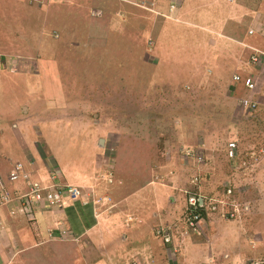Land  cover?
Segmentation results:
<instances>
[{"label": "rangeland", "instance_id": "374dc122", "mask_svg": "<svg viewBox=\"0 0 264 264\" xmlns=\"http://www.w3.org/2000/svg\"><path fill=\"white\" fill-rule=\"evenodd\" d=\"M112 1L116 4L110 3L113 7L104 14L97 0H51L48 13L24 0H0V54L5 59H32L35 72L17 83L13 95L18 103L31 98L29 114L36 129L30 133L47 136L61 162L72 166L87 157L85 169L97 170V179L95 173L91 175L93 182L112 188L114 203L121 189L141 188L117 206L141 215L148 209L146 220L163 202L154 201L152 187L163 188L166 210L171 209L168 197L179 192L184 170L188 184L193 172L201 175L197 186L201 193L216 195L225 183L233 184L240 200L251 204L249 214L238 220L219 216L209 220L200 246L213 253V264H260L264 259V107L252 115L244 112L239 99L264 104V70L248 62L254 50L246 47L242 53L235 40H245L257 17H264V0ZM255 34L261 37L260 32ZM223 43L230 48L225 50ZM235 67L251 73L260 89L247 91L241 82L232 88ZM0 74L10 81L14 75L4 66ZM14 113L19 115L18 109ZM100 138L109 152H118L117 157L104 156L115 170H106L99 158L101 150L91 147L96 139L99 146ZM230 141L237 145L234 160L226 157ZM188 146L195 153L201 151L202 159L186 156ZM92 149L97 155L91 154ZM0 178L4 185L10 184L7 177ZM147 181L153 185H145ZM185 204L186 195L177 204L178 222L167 220L166 226L185 231ZM142 223L135 219L130 226ZM146 230L150 238L158 239V246L168 244ZM193 234L184 236L190 239ZM87 237L48 247L35 241L20 252L16 249L9 264H127L125 248L140 251L145 246L143 237L129 239V244L119 238L115 256L108 253L109 244L99 253L97 238Z\"/></svg>", "mask_w": 264, "mask_h": 264}, {"label": "crops", "instance_id": "0c3cea01", "mask_svg": "<svg viewBox=\"0 0 264 264\" xmlns=\"http://www.w3.org/2000/svg\"><path fill=\"white\" fill-rule=\"evenodd\" d=\"M24 1L28 2L30 5L35 4L34 7L36 9L38 8L37 10L41 13L50 12L49 7L52 3L51 0H38V2L33 0ZM14 10L16 11L15 8ZM19 10L20 7L18 11ZM260 18L257 17L256 21L258 22ZM260 38L262 37H258L256 34H248L245 40H235V42L242 47L241 52H244L246 47L249 50L254 47L256 49L264 48V42H262ZM223 46L225 50L226 48H230L228 43H223ZM250 52L251 51H249V53ZM25 54L33 55L34 57L41 55V53ZM7 58L6 60L10 64L5 67V69L14 73V75H11L12 80L10 81L4 74H0V175L8 179V173L13 164L21 162L24 165V170L30 174L32 180L47 182L52 172H57L62 183L81 187L82 197L76 201L68 202V204L63 207L43 206L37 211L34 220H28L18 213L12 215L10 211L13 208H17V203H11L10 205L0 207V264L13 263V253L15 250L17 249L20 252L35 241L37 245L43 247L53 245L60 246L61 243L88 238L87 236L90 238L93 237V240L97 238L95 244H97V246L99 245L97 248L99 253L101 252L100 250H102L100 249L101 246L109 244L108 253L115 254V256L119 251L117 248L119 238L121 243L129 244V239L134 240V237H143L145 246L142 250L139 251L131 246L125 248V253H127L125 257L127 264H195L193 259H198L196 264H213L214 260L210 256L213 253H208L207 248L203 249L200 246V244H203L200 237L202 236L201 234L204 235L205 230L208 229L207 222H209V218L202 221L200 233L197 231L193 232L194 234L193 236L190 235V239L187 238L189 235L186 237L184 236L185 238L177 237L172 243H165L166 246L164 247L158 246V239L154 237L150 238L149 232L146 230L149 229L151 233L153 232L155 235L162 238L157 232L158 226H165L167 220L178 222L176 219L179 218L181 209L178 208L177 204L182 199L184 201V193L182 191L187 188L186 181L188 177L186 178V173L184 174L185 170L178 179V188L181 187L179 192L168 197L172 205L171 209L167 207V210L170 212L166 210L163 188L161 187V190L158 186L152 187L151 189L154 201L159 202L163 200V202H160L156 206V209L150 212V219L146 220L148 217V209H146L143 215L129 210L125 212L123 209L119 208L117 204L126 202L139 191H142V189L138 187L130 191L126 188L121 189L119 191L121 192L119 194V200L114 203L112 196L114 190L112 193V188L105 187L103 183L95 184L93 182L94 180L91 178V175L95 173L93 175H95L97 179V170L94 169L93 172L90 173L85 169L87 166L86 163L90 162L87 157L80 159L78 163L73 162L72 166L66 161L61 162L58 149H51L50 140L47 136L45 137V135L41 133L31 134L30 130L36 129V126L33 124L35 121L31 117L32 114H29L30 108L28 101L31 100V98H27L23 101L19 100L18 103L19 98L14 100L13 95L18 91V82L27 80V76L31 73L35 74L32 69V59H27L28 57ZM4 59L5 57L0 54V60ZM225 65L229 67L227 63H225ZM238 68L241 67H235L233 69V74L241 73ZM242 74L245 75V73ZM231 84L235 85L232 81ZM31 93L34 94V92ZM4 100H6V102L8 100L9 102L5 103ZM259 103L261 104L259 107L262 109L264 104L260 101ZM17 109L19 115L14 113ZM35 113H38V111ZM95 122H97V120H95ZM36 138H39V141H37ZM91 147L101 150L99 158L102 161V165L106 167V170H109V168L116 169L112 161H108L104 156H109V154H111L117 157V150L113 153L106 149L105 144L104 146H98L97 139ZM188 148L189 146L185 149ZM92 152H94V150L91 151V154ZM94 154L97 155L95 152ZM138 154L140 155L142 153L140 152ZM128 158L133 162L131 156H128ZM89 159L91 160V156H89ZM183 164L182 166L184 167ZM186 172L188 174V170ZM107 174L106 171V175ZM109 175L111 176L112 173L110 172ZM121 183L123 186L125 185L123 180ZM151 184L153 185L151 181L145 183V185ZM5 187L12 193L25 192L27 190L26 183L22 179L10 182V184L7 183ZM140 208L144 209L142 207ZM166 212L167 215H171V219L166 215ZM123 215L128 217L125 218ZM135 219H138L140 222L143 221L142 225L131 227L130 224ZM213 219H215V217L212 218L210 223L213 222ZM144 221L146 222L145 225ZM180 239L181 243H179ZM112 241H114L113 246L110 245ZM57 242L58 244H55ZM92 242L94 243V241ZM87 243L89 244L90 242L87 241Z\"/></svg>", "mask_w": 264, "mask_h": 264}, {"label": "built area", "instance_id": "2783aa9c", "mask_svg": "<svg viewBox=\"0 0 264 264\" xmlns=\"http://www.w3.org/2000/svg\"><path fill=\"white\" fill-rule=\"evenodd\" d=\"M38 1V0H33ZM123 1V0H121ZM126 1V0H125ZM134 3V1H133ZM171 9L175 8L172 2ZM142 6V5H141ZM101 15V13H97ZM261 33L262 40L264 41V17L260 18L256 27H250L248 34ZM254 51L248 56V62L264 70V48H252ZM10 63L6 59L0 60V67L9 66ZM235 83L241 82L247 90L255 88V79L250 75L241 77L239 74L233 76ZM240 105L246 109L247 112H253L257 109L258 103L248 98H241ZM186 156L193 157L194 159H202L203 155L195 153L192 149L184 151ZM237 145L235 141H230L227 146L226 155L228 159L234 160L237 156ZM22 179L27 186L25 192L12 193L2 183L0 178V207L17 203L16 209H11V214H20L28 220H34L37 211L43 206L63 207L70 201H76L82 197V188L76 185L64 184L60 181L57 172H52L47 182L42 180H32L30 174L24 170V165L21 162L13 164L8 173V181L15 182ZM197 177L191 183H197ZM225 191L221 196L201 195L196 192H191L185 189L186 204L184 209V232L177 231L173 226H160L157 230L158 234L162 236L164 243H172L177 237H184L185 234L190 232H201L202 221L204 219L211 220L214 217H220L230 220H238L250 212L251 204L248 201L240 200L237 193H234L235 187L231 183L224 184ZM105 199V198H104ZM106 200V199H105ZM181 234V235H180ZM181 241V240H180Z\"/></svg>", "mask_w": 264, "mask_h": 264}, {"label": "trees", "instance_id": "16d2710c", "mask_svg": "<svg viewBox=\"0 0 264 264\" xmlns=\"http://www.w3.org/2000/svg\"><path fill=\"white\" fill-rule=\"evenodd\" d=\"M98 2H100V3H102V5H100V10L102 11V13H104V12H108L107 11V8L109 9L110 7H113V5H115L116 4V2L115 1H112V0H110V1H101V0H97ZM121 1V0H120ZM108 3H109V5H108ZM110 3H114L113 5H110ZM133 5H134V3H133V1L131 2ZM104 10V11H103ZM105 14V13H104ZM262 71V70H261ZM236 85V84H235ZM233 87L232 88H234V85H232ZM258 88V83H255V89L254 90H256ZM231 91L233 92V94H235V92H234V90L233 89H231ZM247 91H250V90H247ZM249 99V98H248ZM242 109H243V107H242ZM200 154V153H199ZM226 157H227V155H226ZM194 160V159H193ZM191 176V179H190V183L188 184L187 183V190H190L191 192H196V193H199V194H201V195H206V197H210V196H221L223 193H224V191H225V187H224V185H222L220 188L222 189V192L221 193H217L216 195L213 193V192H211V193H208V192H205L204 190H203V192L204 193H201L202 192V190H200L199 188H197V186L199 185V181H200V178H201V175H198V174H196V172H193V175H190ZM197 177V183L196 184H193V183H191V181L194 179V178H196ZM234 193L236 194L237 192H236V189L234 190ZM249 214V213H248ZM248 214H246L243 218H245ZM93 252H95V249L93 250ZM264 260V259H263ZM263 260L260 262V264H264V262H263Z\"/></svg>", "mask_w": 264, "mask_h": 264}, {"label": "clouds", "instance_id": "9594fccd", "mask_svg": "<svg viewBox=\"0 0 264 264\" xmlns=\"http://www.w3.org/2000/svg\"><path fill=\"white\" fill-rule=\"evenodd\" d=\"M235 74H239L241 77H245V76L250 75V74H245V75H243L242 73H234L233 76H234ZM233 76H232V82H233L234 84H238V83H240V82L235 83L234 80H233ZM255 83H256V82H255ZM245 89H246V88H245ZM254 89H255V88H254ZM254 89H253V90H254ZM246 90H247V89H246ZM241 98H246V97H241ZM241 98H240V99H241ZM240 99H239V104H240ZM251 100H254V101H256V102L258 103V107H257V109H256L255 111H253V112H248L249 114H252V115H253L254 112L260 111L261 108L259 107V106H260V103H259L258 100H256V99H251ZM240 106H241V105H240ZM241 107H242V106H241ZM243 109H244V108H243ZM244 112H247L246 109H244ZM229 160H230V159H229ZM185 189H187V188H185ZM185 189H184V190H185ZM183 193H184V191H183ZM184 195H185V193H184Z\"/></svg>", "mask_w": 264, "mask_h": 264}, {"label": "water", "instance_id": "95a60500", "mask_svg": "<svg viewBox=\"0 0 264 264\" xmlns=\"http://www.w3.org/2000/svg\"><path fill=\"white\" fill-rule=\"evenodd\" d=\"M103 141H104V140H103L102 138H100V139H99V145H103Z\"/></svg>", "mask_w": 264, "mask_h": 264}]
</instances>
